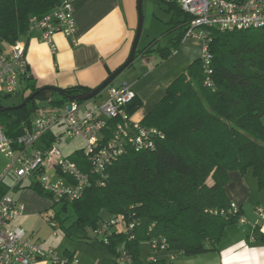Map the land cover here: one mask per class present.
Instances as JSON below:
<instances>
[{
  "label": "trees",
  "instance_id": "trees-1",
  "mask_svg": "<svg viewBox=\"0 0 264 264\" xmlns=\"http://www.w3.org/2000/svg\"><path fill=\"white\" fill-rule=\"evenodd\" d=\"M62 1L0 0V43L13 44L26 36L32 17L43 16ZM167 5L169 45L155 47L154 40L137 49L135 59L139 53L167 59L181 46L192 16L176 1ZM211 36L213 86L205 84L201 58L195 60L143 120L163 130L165 139L153 150H128L110 167L106 186L91 185L82 198L63 205L66 210L72 207L76 223L84 228H96L119 214L137 220L133 238L115 232L107 244L116 256L120 247L126 250L135 264H168L161 258L147 263L140 259L141 243L155 235L167 240L170 251L185 257L215 251L226 227L242 217V210L235 211L226 194L229 172L251 171L264 191V28L224 33L214 28ZM26 89L30 93L13 105L41 91L23 108L0 113L9 138L16 139L30 125L39 107L37 99L48 97L51 104H62L92 90L74 86L62 95L32 85ZM11 96L0 95V108L8 106L4 99ZM141 105L135 97L126 109L133 114ZM71 157L81 162L82 151ZM32 188L51 197L37 185ZM102 212L111 218L105 219ZM54 219L58 213L50 221Z\"/></svg>",
  "mask_w": 264,
  "mask_h": 264
},
{
  "label": "built area",
  "instance_id": "built-area-1",
  "mask_svg": "<svg viewBox=\"0 0 264 264\" xmlns=\"http://www.w3.org/2000/svg\"><path fill=\"white\" fill-rule=\"evenodd\" d=\"M74 1L63 0L43 16L32 17L26 36L38 31L55 52V34L75 35ZM174 1L192 16L182 42L187 39L203 42L201 60L205 84L209 87L213 86V55L209 48L212 30L215 28L224 33L264 28V0ZM29 75L26 43L21 39L8 45L0 43V95L18 94ZM135 97L132 85L124 81L119 86L111 84L90 100L69 99L62 104L38 107L30 125H26L16 139L9 138L0 123V151L8 159L7 168L0 175V184L12 174L16 186L23 182L37 185L54 199V205L79 200L91 185L106 186L110 167L128 150H153L166 137L160 128L133 119L126 106ZM77 138L86 143L83 149L74 151H82L79 163L59 148L64 140ZM232 206L235 211L239 209ZM24 210V205L10 192L0 190V264H37L40 260L51 264H79L76 255L60 256L42 239H36L24 228L16 226L15 221ZM257 211L264 220V209L258 207ZM130 218L119 214L103 222L97 227L98 238L102 236L106 245L115 232L127 233L133 238L132 232L138 221ZM244 221L243 216L239 218V222ZM50 223L55 231L61 226L55 220ZM148 242L151 245L149 261L159 259L162 251H169L170 259H175V253L169 250L164 237L151 236ZM118 262L135 264L126 250L119 254Z\"/></svg>",
  "mask_w": 264,
  "mask_h": 264
},
{
  "label": "crops",
  "instance_id": "crops-1",
  "mask_svg": "<svg viewBox=\"0 0 264 264\" xmlns=\"http://www.w3.org/2000/svg\"><path fill=\"white\" fill-rule=\"evenodd\" d=\"M170 1L174 0H165V3ZM74 9L75 35L66 36L60 32L55 34V52L42 40L38 31L21 38L27 45L31 79L23 82L16 95L22 98L29 94L27 85L64 89L83 86L93 89L127 61L139 23L138 0H75ZM184 46H187L186 50ZM191 48L199 50L200 55L195 59L189 57ZM202 50V41L187 39L167 59H157V53H139L134 62L120 74L122 79L114 85L119 86L128 81L136 97L141 100L142 105L132 114L133 119L143 122L164 97L166 89L186 73L195 60L201 58ZM250 173L242 174L239 170L229 172L226 194L230 202L242 210L245 221L227 226L215 251L194 257H185L180 252H174V260L170 259L169 251H162L159 257L168 264H264V220L257 211L258 207L264 209V194L259 191L257 179ZM11 178L15 181L13 175ZM24 183L7 186L3 181L0 184V190L10 192L24 205V214L17 218L16 226H19L18 222H24L22 219L26 215L42 209L47 210L49 207L41 205V201L34 194L38 192L32 188L33 185ZM110 218L108 215L107 220ZM30 235L33 236L32 233ZM122 251L120 247L119 252ZM66 252L69 255L74 254L68 250ZM140 259L144 263L149 262V257L146 261L143 260L142 253ZM37 264L51 263L40 260Z\"/></svg>",
  "mask_w": 264,
  "mask_h": 264
},
{
  "label": "rangeland",
  "instance_id": "rangeland-1",
  "mask_svg": "<svg viewBox=\"0 0 264 264\" xmlns=\"http://www.w3.org/2000/svg\"><path fill=\"white\" fill-rule=\"evenodd\" d=\"M142 6L144 22L138 47L142 49L154 40H157L154 44L155 47H166L171 37L166 34L167 30L170 28L167 22L171 16L167 10V3L157 0H143ZM184 47L186 50L187 46ZM188 54L192 59L200 55L199 50L194 48H191ZM155 57L160 59L158 54ZM121 79L122 75L114 80L113 85L118 83ZM54 97H58V95L55 94ZM20 100L21 96L13 95L10 98L4 99V104L10 106L11 104L18 103ZM37 105L39 107H44L50 106L51 103L48 97H43L37 99ZM85 146L86 143L81 138L64 140L59 144V148L66 156L71 155L75 150L83 149ZM7 165L8 159L5 154L0 151V175L6 170ZM250 174H252V172ZM11 176L12 174L4 180V185H16V181H14ZM26 183L27 182L24 184L26 185ZM259 191L264 194V191L260 189ZM34 194H36L37 198L41 201V205H46L45 207L49 206V209H42L41 211L28 214L22 219L24 222H18L19 224L17 225L23 227L30 234L32 233L34 237L44 240L47 247L55 248L60 256L65 257L68 254L66 251H71L78 257L79 264H124L118 262L119 255L116 256V254L102 242V236L98 238L97 227L94 228L91 225H87V227L84 228L76 223L77 217L71 206L66 210L63 209V203L54 205L55 203L52 197H43L38 193ZM56 213H58V219L54 220L62 224L57 231L54 230L49 221ZM102 216L106 219L108 214L102 212ZM102 223L103 222H100L99 226L102 225ZM54 232H56L57 235H54ZM141 251L142 258L146 261L151 253V245L148 240L141 243ZM64 252H66V254Z\"/></svg>",
  "mask_w": 264,
  "mask_h": 264
},
{
  "label": "water",
  "instance_id": "water-1",
  "mask_svg": "<svg viewBox=\"0 0 264 264\" xmlns=\"http://www.w3.org/2000/svg\"><path fill=\"white\" fill-rule=\"evenodd\" d=\"M143 0H138V13H139V23H138V28H137V32H136V36L134 39V43L132 46V51L130 53L129 58L127 59V61L121 65L118 69H116L114 72L111 73V75L104 81L102 82L99 86L93 88L90 92H81L79 95H76L74 97H70V100L76 99L78 101H85V100H90L94 97H96L97 95H99L105 88H107L108 86H110L114 80L131 64L134 62L135 60V56H136V51H137V47L139 44V40H140V36L142 33V29H143V22H144V16H143V6H142ZM42 89H49V90H53L59 94L65 95L66 94V89L64 88H59V87H55V86H47V87H43ZM41 90H37L34 93L30 94L22 103L17 104V105H10V106H6L4 108H0V113L4 112V111H9V110H13V109H21L23 108L28 102H30L31 100H33L39 93Z\"/></svg>",
  "mask_w": 264,
  "mask_h": 264
}]
</instances>
